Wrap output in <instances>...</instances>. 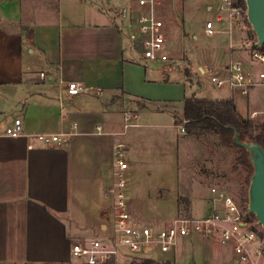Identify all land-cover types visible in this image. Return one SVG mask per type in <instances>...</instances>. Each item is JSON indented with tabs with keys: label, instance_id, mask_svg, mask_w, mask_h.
<instances>
[{
	"label": "crops",
	"instance_id": "1",
	"mask_svg": "<svg viewBox=\"0 0 264 264\" xmlns=\"http://www.w3.org/2000/svg\"><path fill=\"white\" fill-rule=\"evenodd\" d=\"M162 6L163 1H160L157 12L164 23L166 37L171 8ZM138 10L137 0H0V264H84L71 255L70 248L79 240L107 233L104 227L109 225L111 203L103 193L111 181L114 146L125 145L126 179L133 177V172L147 159L144 154L133 152L129 142L121 139L129 129L158 128L165 135L169 130L167 133L176 147L185 141V134L174 127L178 124H175L172 108L182 114L183 101L188 97L155 108L154 112L165 118L159 124L143 123L139 121L143 114L130 110L135 111L128 122L133 126L124 131L123 117L128 107L137 108V102L142 104V109L148 107L144 102L128 99L121 90V73L139 41L135 24ZM128 15L134 18L128 19ZM239 23L222 24L226 29L231 28V38L222 40L227 44V62L222 66H204L224 76L222 68L230 60H238L251 78L256 79L262 68L237 47L239 41L248 37L247 32L239 31ZM138 60L145 61L141 50ZM169 60L168 57L164 63ZM204 66H199L198 70ZM48 67L59 70L52 73L51 79L41 80L39 73ZM211 73L206 75L210 77ZM72 80L82 83L86 90L70 101L63 96L68 113L63 120L58 96ZM263 87H254L246 97L222 87L225 90L221 97L196 99H232L242 117L248 118L257 112L251 121L262 122L264 92L258 88ZM87 94L99 101L102 108V116L98 117L101 124L95 127L87 124L93 114L71 110L79 96ZM119 96L122 102L116 100L120 104L117 105L115 99ZM15 118L21 121L23 134L11 138L5 134V129ZM73 123L77 124L78 134L65 144L47 145L34 138L37 134L66 131ZM98 126L102 128L100 134L96 132ZM187 155L197 158V154ZM211 172L202 168L192 174L188 191L179 188L178 182L175 189L178 193L173 195L176 214V197L181 196V192L192 193L188 199L194 217L206 214L213 197L210 188L217 187L215 179L207 178L212 176ZM125 189L131 219L141 225L142 207L148 203V193L138 182L134 189ZM198 204L203 205L200 214L193 212L201 207ZM183 239L189 245L194 240H199L200 244H211L215 240ZM209 252L211 259L217 262L206 264H225L221 255L214 257L212 247ZM159 255L157 259H149L177 264L174 251Z\"/></svg>",
	"mask_w": 264,
	"mask_h": 264
},
{
	"label": "rangeland",
	"instance_id": "2",
	"mask_svg": "<svg viewBox=\"0 0 264 264\" xmlns=\"http://www.w3.org/2000/svg\"><path fill=\"white\" fill-rule=\"evenodd\" d=\"M160 1H163V9L164 7L171 8V19L166 32L165 44V52L170 58L169 62L155 61L151 63L146 60L142 63L139 62L141 47L136 45L132 48L130 60L127 62L128 65L121 73L122 93L130 100L141 101L148 105L147 108L142 109V104L137 102V108L129 106L128 111L132 109L137 112L140 111L139 113L143 115H140L139 121L150 124L164 122V116L157 115L154 110L167 105L171 101H178L191 96L207 99L223 96L225 89L214 86L210 82L209 75L199 76L198 67L204 65L220 66L228 60L227 44L222 43L225 36L215 34L208 37L203 33L207 21L213 22L215 30L226 29L225 25L216 23V0ZM209 7H212V9L209 10ZM129 17L131 16L128 15V19ZM172 18L175 21H172ZM238 25L239 31L252 33L244 12L242 13L241 23ZM251 39H255L254 33ZM170 65L172 66L171 70L168 69ZM166 75H168L167 79ZM258 90L264 92V87L258 88ZM118 98L115 99V102L118 100L121 103V97ZM262 99H264V94ZM119 102H116V104L120 105ZM67 107L70 109V106ZM78 109L81 113L93 114L87 121L90 126L95 127L101 124L98 118L102 116L101 105L99 101L91 98L90 95L79 96L71 110L75 112ZM172 109V113L175 115V124H179L182 122L183 116L178 109L174 107ZM248 109H251V107L249 106ZM244 117L247 118V116ZM256 122L253 121V123ZM167 132L170 131L166 130L165 135V132L158 128L129 129L127 135L121 138L125 142H129L128 144L133 152L144 154L147 157L146 163H142L138 171L133 172L130 168L129 171L130 173L133 172V177L130 178L129 176L125 179L127 191L134 189L138 182L145 187V191L148 193V203L142 207L144 209H142V217H140L141 225L148 227L153 225L156 229H162L168 226L179 213L183 216L194 217L190 204L187 206L183 202L178 205L176 214L173 195L174 192L178 193L175 190L178 188V182L180 184L179 188H185L188 191L191 188L188 184V180L192 178L191 175L195 172L198 173L202 168L205 171L207 169L212 171V176L207 178L215 179L216 188L223 190L235 203L243 208L245 186L242 182L247 173L244 170L237 172L232 170L234 159L237 156L236 150L219 147L217 137L212 135L199 140L184 136L185 141L179 142L176 147L173 138ZM187 153L197 154V158L194 159L193 156H188ZM123 159L128 162L126 156ZM196 162H202L203 167L197 165ZM192 187L194 186L192 185ZM188 195L192 196V193L181 192V196L178 195L176 198L183 197L189 202ZM197 206L201 207L198 210H193V212L200 214L203 205L198 204ZM250 221L255 222L252 219ZM262 235H264V230ZM184 240L183 238L179 239L173 250L174 261L177 264L217 262V259H211L209 247H212L214 257L219 258L221 255V260L225 264H251L255 260L254 256H249L247 261H241L231 250L232 247L230 248L229 245L223 247L220 244L221 241L216 237L211 244H200L199 240H194L193 244L189 245ZM158 256L160 257L157 252L151 258L157 259Z\"/></svg>",
	"mask_w": 264,
	"mask_h": 264
},
{
	"label": "built area",
	"instance_id": "3",
	"mask_svg": "<svg viewBox=\"0 0 264 264\" xmlns=\"http://www.w3.org/2000/svg\"><path fill=\"white\" fill-rule=\"evenodd\" d=\"M160 0H137L136 28L139 34L138 45L142 50V57L146 61H168L165 52L166 37L164 23L158 16ZM218 24L233 25L241 22L243 10L237 5V0H216ZM212 7H209L211 10ZM215 30L213 22L207 21L204 26V35L211 37L215 34L231 38V28ZM229 38V39H227ZM235 46V45H232ZM240 50L247 52L251 61L257 63L262 70L256 74V79L245 70L238 60H230L222 71L224 76L212 71L209 66L198 70L199 76L210 74V82L217 88L227 87L231 93L238 91L240 95L247 96L251 89L264 85V43L257 44L256 38L249 37L237 43ZM59 68L48 67L39 73L41 80L51 79L52 73ZM64 91L58 96V104L61 109V118L65 120L68 113L65 112L63 96L72 100L86 89L82 83L72 80L65 84ZM253 112L249 120L256 116ZM134 117V112L124 113V131L133 126L128 123ZM185 121L182 120L174 127L180 134H185ZM96 132H102L101 127H96ZM5 134L11 138L22 136V125L19 119H13L10 126L5 129ZM78 134L77 124L69 125L68 130L55 134H37L34 138L44 144H65L67 139ZM125 145L117 144L113 151V164L111 181L104 189V196L110 200V221L104 227L106 234L89 240H79L70 248L71 255L84 264H137L151 258L155 253L167 254L175 249L177 241L182 238L200 237L202 239L218 238L222 244L230 245L235 255L241 261H247L249 256L255 260L251 264H264V235L263 229L257 222L250 221L242 208L234 202L223 190L212 187L210 206L205 215L201 217L177 215L172 222L162 228L138 225L131 219L125 196V171L127 162L123 159Z\"/></svg>",
	"mask_w": 264,
	"mask_h": 264
},
{
	"label": "trees",
	"instance_id": "4",
	"mask_svg": "<svg viewBox=\"0 0 264 264\" xmlns=\"http://www.w3.org/2000/svg\"><path fill=\"white\" fill-rule=\"evenodd\" d=\"M237 5L240 6L245 14L246 6L244 0H237ZM252 34V36H251ZM248 37H253V32ZM182 116L185 121L184 130L186 137H193L196 140L204 138L208 135L217 137L219 147L234 149L237 156L234 159L232 170L237 172L239 170L246 171L247 175L242 184L245 186L244 190V206L243 212L247 211V189L249 179L253 172L250 164L248 152L233 143L234 130L237 132L238 139L241 142L250 140L264 148V121L253 123V121L243 118L237 111L232 99L226 100H206L196 99L194 97L186 98L183 101ZM230 127H233L231 129ZM189 202L183 198H177V204ZM249 220H255L254 215L247 216ZM142 264H173L169 261H155L147 259L142 261Z\"/></svg>",
	"mask_w": 264,
	"mask_h": 264
},
{
	"label": "water",
	"instance_id": "5",
	"mask_svg": "<svg viewBox=\"0 0 264 264\" xmlns=\"http://www.w3.org/2000/svg\"><path fill=\"white\" fill-rule=\"evenodd\" d=\"M246 19L258 45L264 43V0H244ZM234 130L233 127H230ZM233 143L244 148L250 159L253 172L247 189L246 216L254 215L257 224L264 230V148L250 140L241 142L234 130Z\"/></svg>",
	"mask_w": 264,
	"mask_h": 264
}]
</instances>
